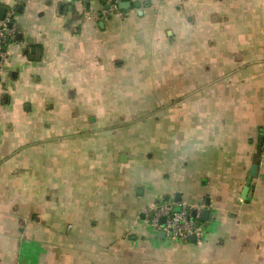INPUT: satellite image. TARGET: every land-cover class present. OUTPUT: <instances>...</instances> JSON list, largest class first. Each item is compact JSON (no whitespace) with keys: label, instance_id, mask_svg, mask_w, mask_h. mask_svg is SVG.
I'll return each mask as SVG.
<instances>
[{"label":"crops","instance_id":"crops-1","mask_svg":"<svg viewBox=\"0 0 264 264\" xmlns=\"http://www.w3.org/2000/svg\"><path fill=\"white\" fill-rule=\"evenodd\" d=\"M123 2L0 0V264H264V0ZM177 195L196 243L142 216Z\"/></svg>","mask_w":264,"mask_h":264},{"label":"built area","instance_id":"built-area-1","mask_svg":"<svg viewBox=\"0 0 264 264\" xmlns=\"http://www.w3.org/2000/svg\"><path fill=\"white\" fill-rule=\"evenodd\" d=\"M110 11L118 14L120 17L127 15L120 10V4L123 0H107ZM14 24V13H7L3 20H0V71L1 64L7 59L6 49L8 45L15 41L18 30L17 27H10ZM264 156V141L262 145ZM181 211L175 212V209ZM196 213V217H193ZM203 207H188L181 202L163 203L152 205L142 211L145 222L149 224L156 232L166 233V237L175 241H190L192 237L201 236V228L196 224L202 219ZM165 218V225H161V220Z\"/></svg>","mask_w":264,"mask_h":264},{"label":"water","instance_id":"water-1","mask_svg":"<svg viewBox=\"0 0 264 264\" xmlns=\"http://www.w3.org/2000/svg\"><path fill=\"white\" fill-rule=\"evenodd\" d=\"M132 7H133V5H132L131 2H123V3L120 4V9L124 10V11H127V12H129L132 9ZM107 9H108V7H107ZM6 14H7V9L0 8V20H3L5 18V16H6ZM13 26H14V24L10 25V27H13ZM20 38H21V35H18L17 39H20ZM257 169H258L257 166H253L252 169H251L250 175H249V177H248V179L246 181V185L244 187V190H243V193H242V196H241L242 200H247V198H248V195H249L250 190H251V185H252L253 179L257 175ZM176 199H177V202H181L180 195H177ZM180 211H181V209H179V208L175 209V212L179 213ZM193 217H196V213H193ZM209 217H210V211L209 210L203 211L202 219L199 222H197L196 226L199 228L202 223L208 222ZM165 221H166L165 218H163L161 220V225L162 226L165 225ZM158 237L162 238V239H166V233L160 232ZM191 241H192V243H196L197 238L196 237H192Z\"/></svg>","mask_w":264,"mask_h":264},{"label":"rangeland","instance_id":"rangeland-1","mask_svg":"<svg viewBox=\"0 0 264 264\" xmlns=\"http://www.w3.org/2000/svg\"><path fill=\"white\" fill-rule=\"evenodd\" d=\"M184 70V68H183ZM185 72L187 73L188 72V69H185ZM172 85H167V87L165 88L166 90H168L169 88H171ZM151 93L153 94L154 92L151 91ZM158 96V94H157ZM103 101V100H102ZM155 101H156V93H154L153 95H150V97H147V99L145 98L144 101H141L139 100L138 103H144L143 105L139 106L137 103L135 106L139 107V108H143V107H146L148 105H154L155 107ZM116 104H118V101H114ZM104 104H108L109 101H103ZM122 103H123V107L126 108V104H127V101H125V99H122ZM130 103V101H129ZM112 104H113V101H112ZM93 119H97L98 120H101L102 122H104V119H105V116H97V117H92ZM88 119L89 117H86V123H88ZM117 122L116 124L117 125H124V124H133V123H144L146 117L145 116H139V117H134V116H118L117 117ZM106 123V122H105Z\"/></svg>","mask_w":264,"mask_h":264}]
</instances>
